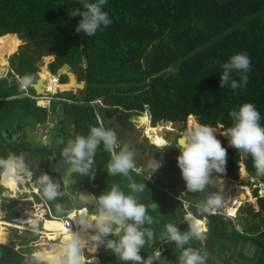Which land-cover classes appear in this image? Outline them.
Instances as JSON below:
<instances>
[{
  "label": "trees",
  "instance_id": "obj_1",
  "mask_svg": "<svg viewBox=\"0 0 264 264\" xmlns=\"http://www.w3.org/2000/svg\"><path fill=\"white\" fill-rule=\"evenodd\" d=\"M78 7H82L79 0H0V40L11 35L25 39V47L28 46L27 51L14 54L13 72L0 77V126L4 120L26 119L29 114H35L36 123L46 119L47 109L36 104L29 86L28 96L23 95L15 77V74L20 78L28 75L34 82L38 62L45 56L53 57L47 66L52 74L67 64L68 68L62 67L60 72L79 71L84 82L76 94L73 88H80L81 83L76 85L71 76L69 86L67 75L61 74L59 91L52 94L69 121L71 130L66 132V137L71 136V139L87 135L90 126L101 122L105 128L114 126L120 132L132 129L130 117L144 112L154 132L164 129V124L155 126L159 122L185 126L187 117L188 121H194L189 122V127L209 125L225 131L232 124L229 112L244 102L255 105L264 124V0H107L103 10L112 23L93 36L75 32L78 17H70V13ZM238 52H245L250 58L247 84L237 90L227 85L221 88L222 65ZM44 74L51 77L44 69L39 76ZM232 78L239 82L240 74L233 73ZM97 100L100 105L95 103ZM140 118L139 123L143 125L146 118L142 121ZM55 120L56 133L61 137L63 119L57 115ZM5 127L9 132L14 131L12 122ZM221 144L227 151L224 172L214 173L237 181L240 165H243L248 179L253 181L240 183L250 187L257 203L254 200L255 207L248 203L240 205L235 219L222 213H205L206 238L203 241L194 238L185 247L197 249L206 257L205 264L218 263L204 254L202 243L210 248L220 264H264V197L258 195V184L264 186V176L256 175L250 157L245 158L238 150ZM9 145L7 135L0 130V157L10 154ZM61 150H57L58 157ZM109 159V153L102 146L98 147L94 178L73 173L70 185L90 190L94 196L114 183L127 192V178L107 174ZM159 174H156L159 182H167L173 190L172 182ZM131 175L135 182L145 184V190L135 194L138 201L146 206L152 202L157 205L156 209H148L153 223L145 225L153 232V244L141 249V256H150L157 248L162 255L157 264H178L180 249L158 232L165 230L169 223L183 227L179 224V203L144 180L140 173ZM0 189L3 190L1 182ZM243 189L250 201L249 190ZM206 190L218 195L210 183ZM15 191L16 187L14 194ZM40 195L34 197L39 217L34 216L35 210L28 201L24 203V211L18 212L16 199L0 198V210L7 213L5 220L40 229L42 217L50 218L42 199L56 217L66 216L71 209L63 200L66 196L58 195L48 201ZM19 238L23 241L25 237ZM21 244L24 245L23 242H0V264H31V249ZM247 244L253 246L250 257L245 252ZM100 263L121 264L103 247Z\"/></svg>",
  "mask_w": 264,
  "mask_h": 264
},
{
  "label": "clouds",
  "instance_id": "obj_2",
  "mask_svg": "<svg viewBox=\"0 0 264 264\" xmlns=\"http://www.w3.org/2000/svg\"><path fill=\"white\" fill-rule=\"evenodd\" d=\"M79 3L82 7L73 8L70 13V17H78V22L74 28L75 32H83L87 36H93L99 30H102L112 23L108 13L103 10V6L107 3V0H79ZM249 68L250 58L248 55L245 52L234 53L228 58L227 62L222 65V73L219 75L220 87L223 88L227 85L231 89L237 90L246 86ZM233 73L240 74L239 82L232 78ZM50 74L52 77L59 78V75L66 74V72ZM15 76L18 75L15 74ZM17 79L18 81L20 79V86L22 88H26L33 83L32 77L28 75ZM81 84L83 87L84 82L82 81ZM50 92L51 91H47L44 96L51 94ZM23 95L28 96V93ZM44 96L35 95L32 98L36 102L37 97ZM37 105L44 107V105ZM49 110L51 111V109ZM229 116L232 124L224 132H220V134L227 137L228 144L231 148L241 152L245 158H251L252 165L258 177L264 176V124H261L260 112L254 104L244 102L239 105L237 109L231 110ZM54 121L56 125V120ZM21 129L20 133L17 134L23 132ZM10 132L12 133L13 139L15 130ZM215 133L216 130L213 127L209 125H200L188 129L176 140L175 149L178 150L176 166L184 181L186 198L198 207L190 210L189 214L191 216H194L192 213L193 209H199L202 213L209 214L217 209L221 211L223 201L220 195L210 196L201 204L193 202L190 198V193H199L205 190L206 186L210 183V176H212V179L217 178V181L226 180L230 181L232 185H237V182L235 183L234 180L215 174L224 172L227 155L225 147L222 146ZM151 145L153 147V144ZM100 146L110 155V159L106 165L107 174L110 176L119 175L127 178L128 191L125 192L119 184L114 183L107 190L101 191L99 195L92 197L83 194L80 195L79 199L82 203H87L91 199L95 206L93 213H82L79 219L81 225L86 229L93 230L95 233L91 236L92 246L90 249L93 253L100 247L110 250L121 264H157L158 261H161L162 257L159 249L155 248L152 254L147 257H142L140 254L141 249L146 245L151 247L153 244V232L150 228L145 227V225H151L153 223V217L149 214L148 209H156L157 205L152 202L150 205L146 206L140 203L135 195L145 190V184L143 182H135L131 175L133 172L139 174L142 171V169L137 166L134 151L127 144L120 145L115 131L111 128H105L101 122L98 125L90 126L87 135H76L73 139H69L61 150V158L71 166L70 170L72 172L80 176L94 178V157ZM150 167L155 169L158 165L152 164ZM241 168L244 170L243 165H240V169ZM24 175L29 176V178L33 176L31 171L29 172L26 168L23 155L10 153L6 157H0V182L3 189L2 178L16 185V183H22L23 178H27V176L23 177ZM36 184L40 186L38 190L42 194V198H46L48 201H53L57 198L59 194L57 185L50 180L47 174L41 175L36 180ZM238 186L239 188H243L244 185L239 183ZM215 188L218 189L217 187ZM5 196L7 198L11 195L9 193V195L6 194ZM14 196H16V193ZM0 198H2L1 193ZM31 198L29 197V200L27 198L26 202H30L35 213H37L35 199L33 201ZM231 201H234V199H231ZM240 205H242L241 202L238 205L233 203V206H235L233 215L236 216L237 209ZM185 206H188L187 202H185ZM24 209L25 208L21 207L17 209V211L19 212ZM56 209L58 211L60 210L59 204L56 205ZM69 211L71 212V210ZM180 211L181 219L179 224L184 225L188 223L187 230L180 231L176 224L169 223L166 225L162 235L166 237L167 240L174 242L175 247L180 249L178 264H205V256L201 255L197 249L191 246L185 247V245H188L189 241L194 238L201 241L206 238V217L205 215L200 217L203 219V222L205 221L206 223V229H204L198 224H191L190 220L189 222L183 221V210L181 206ZM47 213L50 218L42 217L40 229L28 227L23 224L19 225L20 228L18 229L22 228L24 231L26 227H28L27 229L29 231L30 229L36 230L34 233L39 237L40 233H48L43 228L45 220L61 221L64 218L67 219V215L69 214L68 213L64 218L60 219L54 217L50 212ZM10 226L13 229L17 228L16 225ZM18 229L14 231L16 238L23 235V233L17 234ZM65 233L64 238L60 240L58 244L54 245L51 250L34 252L33 255H30L33 264H84L82 251L86 247V242L83 241L79 235L67 229ZM60 237L61 234L57 235L55 238L58 239ZM35 241L36 240L29 241V245H21L32 249V243ZM49 242L52 241L50 240ZM19 246L20 245L16 247ZM30 254L32 253L30 252Z\"/></svg>",
  "mask_w": 264,
  "mask_h": 264
},
{
  "label": "rangeland",
  "instance_id": "obj_3",
  "mask_svg": "<svg viewBox=\"0 0 264 264\" xmlns=\"http://www.w3.org/2000/svg\"><path fill=\"white\" fill-rule=\"evenodd\" d=\"M25 43H27V41L25 39H23V38L19 39L18 37L11 36V35L7 36L3 40H0V49H7L5 56L9 54V58L7 57L5 59V56H4V61L2 63H0V69H2V70H0V77L5 76L8 72L12 73L13 70L11 67V61L13 59V56H14V54H19L21 52L27 51L28 46L25 47V45H26ZM29 48L30 49L32 48L30 46V44H29ZM51 60H52L51 56H45V57L41 58V61L38 62L39 72L35 73V75L37 77H39L38 73L43 71V69L47 72L49 71L47 69V66ZM36 63H37V61H36ZM2 67H5V68H2ZM67 71H68V69H67ZM50 76H52V75L50 74ZM15 77L20 78V76H15ZM55 78H58V77H55ZM7 82L8 81H6V83ZM20 88L26 89V90H23L24 91L23 94L28 93V90H29L28 87L22 88L20 86ZM82 88L83 87L81 86L80 88L76 87L73 89H75V92L77 94V92H78L77 90H80ZM39 104L43 105L44 102H39ZM44 107H46L47 109H51L52 115L48 116V112H47V114H46L47 118L43 122L36 123L37 120L35 118V114H33V115L29 114L26 117V119H24V118L18 119L17 118L13 121H11V119L4 120L0 126L1 131L5 130V128H6L5 126L11 124V122L14 126L13 130L17 129L16 127L18 125L24 127L23 129H21V131H23L21 134H17L14 132L13 133V139L11 141L7 140L10 144L8 147V151H9V153H12V154L23 155L26 168L28 169L29 172L32 171L30 164L33 163L34 161H37V160H39L38 166L45 167V165L47 163L46 157L48 156V152L52 153V156L56 159L58 157V154H57L58 148H63L64 144H66L67 141L69 139H71V136L66 137V132H70L71 128L69 126V121H67V117L65 116V114H63L61 112V110H59L60 106H59L58 101H56V99H54L52 97V99H50V105L49 106L46 105ZM57 115L61 119H63L62 123H61V127H62L61 131H63V134L61 135V137L59 135H57L56 129L54 127H49V123L51 121H54ZM146 116H147L146 112H144L138 116H135V115L131 116L130 121L133 124L132 129L127 128L122 132L116 130L114 126L111 129H113L115 131L116 136H117V140H118V142L121 143L120 145L127 144L130 148L134 147L135 150L139 149V147L141 148V150L152 149V154H154L157 158H160L161 156L165 155V164H164V167L162 168L159 176H161L163 179H165L167 181L172 182L173 192L177 193L178 188H182L184 186V181L182 180V178L180 176L179 169L176 166V156L178 155V150L175 149V147H176L175 141L177 140V138L182 133H184L188 129H191L193 126L189 127L188 124H189L190 120L188 121V117L186 119L185 126H182L181 123L163 122V124L165 125V129H164L165 132L162 133L163 135L160 133L162 135V139H160L161 135L150 134L147 131V129L144 130V126L139 123V118L140 117H146ZM146 118H147L148 123L150 125L149 118L148 117H146ZM142 120H144V119H142ZM195 120H196V118H195ZM148 123H147V126H148ZM160 124L161 123L159 122L155 126H158ZM42 129L47 130V133H46L47 134V140L45 143H43L41 141L40 135L36 134V132L41 133ZM215 129L221 131L220 128H215ZM145 131H147L149 133V135ZM222 132H224V131H222ZM216 137H217V139L220 140V142H223L225 145L229 146L226 136L223 137L222 135L217 134ZM20 139H22V140H20ZM152 141H158V142L162 143V146H156L155 144H153ZM151 143L153 144V147H152ZM25 176H27V175H24L23 177H25ZM211 177L212 176H210V184H212V186L214 188L217 187L218 190L220 191V192L219 191H217V192H218V195H220L222 197V200H223V206L221 207V211L223 213H226L227 207L233 206V203H235L236 205H238L240 202L242 205L244 203H248V204L253 205V207H255L253 202L255 200V202L257 203V197L252 196L250 187L243 186V188H247L250 192V196L252 197V199H250V201H249V200H247V198L244 195V189L239 188V186H238L240 183L239 181H247V180L253 181V179H248L246 172H245L244 176H241L240 171H239L238 180L235 181V182H237V185H232V183L230 181H226V180L217 181V178L212 179ZM179 182H180V184H178ZM7 183H9V182L7 181ZM33 184L35 186L37 185L34 177L32 176L29 179L25 180L24 183L20 184V186L24 190H27L28 188L33 186ZM258 185H259L258 195L264 197V186H263V184H258ZM6 187L9 189V192L11 195L12 188H9L8 186H6ZM252 187H254L253 184H252ZM74 191H75V189H74ZM205 191L207 193H209L210 196L214 195V193L208 192L206 190V188H205ZM9 192L4 191V189L0 191L1 195L2 194H8ZM248 196L249 195H247V197ZM8 197L17 199V204H16L17 209H20L21 207L25 208L24 203L26 202V200H24V198H28V200H29L28 196H26V195L24 196V194L19 195L17 193H16V196H8ZM244 198H246V199H244ZM206 199L207 198H201L199 196V198L196 199V202L201 204ZM231 199H234V201H231ZM63 200L71 208L70 209L71 213L74 214V216H76V214H77L76 212H77V210H79L78 208H80L81 206H85L88 214H91L94 212V207H95L94 203L84 204V205H80L78 203L75 204L74 201L69 196H66ZM233 207L235 208V206H233ZM192 213L196 217H201V216L205 215V213H202L199 209H193ZM1 216H2V214L0 213V241H2L1 243H3V244H8L11 237L12 236L15 237V233L12 230L13 228L10 225H7V224L4 225V222L1 223V220H2ZM54 217H56V216H54ZM57 217L62 219L65 217V215H62V216L59 215ZM45 221H47V220H45ZM190 222L192 224V221H190ZM187 227H188V223L183 225V227H182L183 230L180 227H178V229L180 231H186ZM18 231L21 232L22 230L18 229ZM43 235L44 234L40 233L39 237H38L37 235L32 234L31 237L24 238L23 241L21 239V243L23 242L24 244H28L30 239H34L36 241L32 243L33 247L30 250V252L40 250L43 247H40L38 245L40 243H43L44 241H50L49 239H51V238H49V239L46 238V240H45L43 238ZM60 239H61V237H60ZM51 241H52V243L53 242L59 243L60 240L58 238V239L51 240ZM201 245H202V249H203L205 255L211 256L213 261L217 262L218 264L221 263L220 261H218V258L215 257V255H213L211 253V250L209 247L205 246L203 243ZM104 249L105 248H103V250ZM252 249H253V246L251 244H247L245 247V252H246V254L249 255V257L251 256ZM101 250H102V247H100V251ZM84 254H85L84 255L85 257L88 256L86 253H84ZM31 264H33L32 260H31Z\"/></svg>",
  "mask_w": 264,
  "mask_h": 264
},
{
  "label": "water",
  "instance_id": "obj_4",
  "mask_svg": "<svg viewBox=\"0 0 264 264\" xmlns=\"http://www.w3.org/2000/svg\"><path fill=\"white\" fill-rule=\"evenodd\" d=\"M62 67L68 68L67 64H64ZM62 67L57 70V74H60ZM50 73L51 72H49V74ZM66 74H67V80L68 81L71 80V76H73L76 83H81L83 81V79L80 76L79 71H76L75 73L68 71V72H66ZM40 82H41L40 77H37L35 79V81L30 84L29 87L32 89V91L34 92L35 95L44 96L47 93V91L44 89L42 90V87H44L46 84L43 83L40 87H37ZM81 86H82V84H81ZM160 123L163 124V122H160ZM16 128L17 129H15V132L20 133L21 126H17ZM4 134L7 135L8 141L12 140V133L11 132H9L8 130H4ZM151 152H152V149H149L147 151V153H145L143 156H141V160H138L137 158H135L137 166L140 167L143 172L159 174L162 170L161 168H162L164 157L157 158L154 154H151ZM38 163H39V160L34 161L32 164H30L31 169H32L31 173L36 178V180L41 175L47 174L49 176L50 180L57 185V191L59 193L58 195L69 196V197H71V199L73 201H76V197L68 191V186H69L70 181H71V175L73 173H75V172H72L70 170L71 166L65 160H63L61 157L54 159V157L52 155L47 156V163H46L45 167L37 168ZM152 164H157L158 167L153 169L152 167H150V165H152ZM163 232L164 231H159L158 235L163 236L162 235ZM29 235L30 234L27 233V237H29Z\"/></svg>",
  "mask_w": 264,
  "mask_h": 264
},
{
  "label": "bare ground",
  "instance_id": "obj_5",
  "mask_svg": "<svg viewBox=\"0 0 264 264\" xmlns=\"http://www.w3.org/2000/svg\"><path fill=\"white\" fill-rule=\"evenodd\" d=\"M6 51H7V49H0V63H2L3 61H4V56H5V54H6ZM7 58V55L5 56V59ZM40 77V79H41V82L38 84V86L37 87H40L43 83H45L46 85L44 86V87H42V90L44 89V90H46L47 89V91H51V92H58L59 91V88H60V86H61V84H59L58 82H57V80H56V78L55 77H49L47 74H44V75H41V76H39ZM46 81V82H45ZM79 83H76V85H78ZM55 86V89H54V86ZM68 85H69V81H68ZM70 86V85H69ZM146 117H141L140 118V120L142 121V119H145ZM190 121H193L192 119L190 120ZM194 122V121H193ZM147 123H148V120H147V118H146V120L144 121V124H143V126H144V130L145 129H147V131H150V133L152 132V133H158V134H162L163 132H165V126H164V131L161 129V131H159V132H154V131H152V130H154V129H152L151 130V128L149 129L148 128V126H147ZM196 126H199V125H195L194 127H196ZM163 128V127H162ZM147 131H145V132H147ZM220 132H222V131H216V135L218 134V135H221L220 134ZM148 133V132H147ZM148 135H149V133H148ZM163 135V134H162ZM162 135H161V137H160V139H162ZM223 136V135H222ZM224 137V136H223ZM153 143H155L154 141H153ZM247 174V173H246ZM240 175L241 176H244L245 175V171L241 168L240 169ZM215 179V178H214ZM219 181V180H218ZM9 183H7V181H5L4 180V184L6 185V186H8L9 188H12V191H11V195L13 194V192H14V190H15V187H16V185H15V183H12L11 181H8ZM236 183V182H235ZM228 209H230V210H233V211H230V210H228ZM228 209L226 210L227 212H228V214H234V212H235V208L233 207V206H231V207H228ZM78 213H79V218L77 219V220H75V224L77 225H80L81 227H83L85 230H89V229H86L83 225H81L80 223H79V219H80V217H81V214L83 213V214H86V211L84 210V209H81V210H79L78 211ZM73 215H71L70 217H72ZM189 220L190 221H192V224H198V225H200L201 227H203L204 229H205V225H204V222H203V219L202 218H200V217H196V216H189ZM191 223V222H190ZM43 227H44V229H48V230H50V231H54V233H45L44 235H43V238L46 240V238L48 239V238H55L57 235H59V234H62V236H61V239H63L64 238V236H65V231H66V229H64V226L62 225V223H61V221H51V220H47V221H45L44 223H43ZM73 233H76L77 235H79L80 236V238L83 240V241H85L86 242V247H87V249H88V251L89 252H92V250L90 249L91 248V246H92V242H89V238H88V235H87V233H86V231L85 232H73ZM56 244H58V243H52V242H49V241H44L43 243H40L38 246H40V247H43V248H41L40 250H37V251H32L31 253L33 254L34 252H44V251H46V250H51L52 248H53V246L54 245H56ZM91 262H96V259L94 258H92L91 260H90ZM97 263V262H96Z\"/></svg>",
  "mask_w": 264,
  "mask_h": 264
},
{
  "label": "built area",
  "instance_id": "obj_6",
  "mask_svg": "<svg viewBox=\"0 0 264 264\" xmlns=\"http://www.w3.org/2000/svg\"><path fill=\"white\" fill-rule=\"evenodd\" d=\"M56 80L58 81V78H56ZM19 82H20V80H19ZM50 93L51 94H49L47 96H44V97H37L36 98V104H39V102H44V104H43L44 106H46V105L49 106L50 105V99H52V94L54 92L53 93L50 92ZM90 103H92V102H90ZM95 103H97L98 105L101 104V102L99 100L95 101ZM47 110H48V116H50L51 115V111L49 109H47ZM146 115H147L146 117L149 118V116H148L147 113H146ZM54 126H55V121H51L49 123V127H54ZM46 133H47V130L46 129H42L41 133L40 132H36L37 135H40L41 141L43 143H45L46 142V139H47V134ZM140 174L142 175V177H143L144 180H146L147 182H149L153 186H156V187L160 188L161 190L167 192L174 200H176L180 204L181 209L183 210L182 220L183 221H186V222H189V216H191L189 214L190 210L192 208H198V207H197V205L192 204L186 198V190L177 191V193H174L173 190H171L167 186V182H159V179L160 178L158 177V175H156L154 173L143 172V171H141ZM25 180H27V178H23V182L22 183H24ZM22 183H16V186H19ZM18 192H19L18 194L23 195L25 193V190L23 192H22V190H18ZM31 192L34 193V194H37L35 190H31ZM38 197H40V196H38ZM26 199L27 198H24V200H26ZM41 202L44 205V207L46 208V211L49 212L48 205H47L46 201L44 199H42ZM185 202L188 203V206H185ZM212 213H222L223 215H225V216H227L229 218L235 219V215L228 214V212H226L227 214L226 213H223L222 211H220L218 209L216 211L212 212ZM34 216L35 217H38L40 215L38 213H35ZM61 223L64 226V229H67V230H69L71 232H78L77 230H80L79 227H78L79 225L76 226L74 224L73 218H70V219L69 218H67V219L64 218V219L61 220ZM204 225H205V229H206V223H205V221H204ZM263 228H264V226H263ZM46 232L51 233V234L54 233V231H50V230H46ZM55 239L56 238H51L50 240H55ZM30 255H32V254H30Z\"/></svg>",
  "mask_w": 264,
  "mask_h": 264
},
{
  "label": "crops",
  "instance_id": "obj_7",
  "mask_svg": "<svg viewBox=\"0 0 264 264\" xmlns=\"http://www.w3.org/2000/svg\"><path fill=\"white\" fill-rule=\"evenodd\" d=\"M68 81V80H67ZM149 133H150V131H148ZM150 134H153V135H158V133H150ZM159 135H161V134H159ZM153 142V141H152ZM155 143H153V144H155L156 146H162V143H160V142H158V141H154ZM119 144H121L120 142H119ZM133 151H134V156H141V154H142V151L143 150H141V148L139 147V149H136L135 150V148L133 147V148H131ZM141 150V151H140ZM162 157V156H161ZM160 157V158H161ZM136 158V157H135ZM165 161V160H164ZM163 161V164L165 163ZM162 164V165H163ZM41 167V166H40ZM163 167V166H162ZM162 169V168H161ZM30 177H32V176H30ZM28 179H29V176H28ZM3 184V183H2ZM178 184H180V182L178 183ZM3 186H4V191H7V192H9V189L3 184ZM74 189H75V191H74ZM178 190H186L185 189V186H183L182 188H178ZM217 191H219L218 189H216ZM68 191L70 192V193H72L75 197H76V201H74V203L76 204V203H78V204H80V205H84V204H90V203H93L92 201H91V199L87 202V203H82L81 201H80V199H79V197H80V195L81 194H83V195H85V196H89V197H92V196H94V194L90 191V190H87V189H82V188H80V189H76L75 187H72V185H70L69 186V188H68ZM10 193V192H9ZM12 196V195H11ZM199 196L201 197V198H208V197H210V195H209V193H207L205 190L203 191V192H199V193H190V198L192 199V201L193 202H196V199L197 198H199ZM31 198V197H30ZM31 200H33L34 201V198H31ZM223 201V200H222ZM196 203H198V202H196ZM82 208H80V210L81 209H84L85 211H86V214H88L87 213V210H86V208H85V206H81ZM227 209H228V207H227ZM228 210H230V209H228ZM77 211H79V210H77ZM230 211H233V210H230ZM69 213V214H68ZM67 214V218H73V221H74V224H75V220H77L78 218H79V213H78V215H76V216H74V214H72L70 211L68 212ZM71 215H73L72 217H70ZM10 222H8L7 224H9ZM10 224H12V223H10ZM76 225V224H75ZM76 226H78V224L76 225ZM79 227V229L80 230H77L78 232H85L86 231V233H87V235H88V238H89V242H91V236L93 235V234H95L94 233V231L93 230H91V229H89V230H85L83 227H81L80 225L78 226ZM26 228H28V227H26ZM44 228V227H43ZM21 230H22V228H21ZM46 230V229H45ZM48 230V229H47ZM182 230H183V228H182ZM34 232H36V230H33ZM164 231V230H163ZM20 232V231H19ZM34 232H32V233H34ZM21 233V232H20ZM32 233H29L30 235H29V237H31V235H32ZM61 236H62V234H61ZM21 237V236H20ZM23 237H25V238H29V237H27V234H24L23 233ZM59 240H61L60 238H59ZM16 242H18L19 244H20V242H21V238H20V240L19 241H16ZM84 253H86L88 256L87 257H85L84 255ZM100 255H101V251H100V248H98L97 250H96V252L95 253H93V252H89L88 251V249H87V247H85V249L82 251V256H83V258H84V264H86V263H88V264H101L100 263ZM93 256H94V258L96 259V262H91L90 260L93 258Z\"/></svg>",
  "mask_w": 264,
  "mask_h": 264
},
{
  "label": "flooded vegetation",
  "instance_id": "obj_8",
  "mask_svg": "<svg viewBox=\"0 0 264 264\" xmlns=\"http://www.w3.org/2000/svg\"><path fill=\"white\" fill-rule=\"evenodd\" d=\"M176 142V141H175ZM169 145V144H168ZM141 151V150H140ZM147 151H148V149L147 150H143L142 151V154H141V156H143L145 153H147ZM151 154H152V152H151ZM141 156H135L138 160H141ZM162 157H164V160H165V155H163ZM163 160V161H164ZM165 162V161H164ZM32 164V163H31ZM165 164V163H164ZM164 164L162 165L163 167H164ZM46 166V165H45ZM40 166H37V168H39ZM162 167V168H163ZM26 177V176H25ZM34 177V176H33ZM27 178H28V176H27ZM34 179L36 180V178L34 177ZM69 186H70V184H69ZM69 186H68V188H69ZM39 185L38 186H35L34 184H33V186H31L30 188H28L27 190H25V193H24V196L26 195V196H28V197H38V196H40V191L38 190L39 189ZM18 190H22V192L24 191L22 188H21V186L19 185V186H17V188H16V191H15V193H19L18 192ZM31 190H35L36 191V193L37 194H34V193H32L31 192ZM30 191V192H29ZM6 194H2L1 195V197H3V198H6V196H5ZM7 195H9V193L7 194ZM20 195V194H19ZM7 198H10L11 199V197H7ZM24 211V210H23ZM0 213L2 214V216H1V218H2V220H1V223L2 222H4V225H6L8 222L5 220V216H6V212L5 211H2V210H0ZM77 214L76 215H78V211L76 212ZM7 225H13V226H17V228H14V229H12L13 231H16V229H18V228H20V226L19 225H21L20 223H15V224H7ZM23 227V226H22ZM23 231V230H22ZM21 231V233H24V234H27L28 232H34L33 230H31L30 229V231L26 228L23 232ZM19 231L17 232V234H21ZM17 234H16V236H17ZM12 236V235H11ZM6 237V236H5ZM13 237V236H12ZM11 237V239H10V241L9 242H16V241H19L20 240V238H16V237H13L12 238ZM30 243H28V245H29ZM86 264H88V263H86Z\"/></svg>",
  "mask_w": 264,
  "mask_h": 264
}]
</instances>
